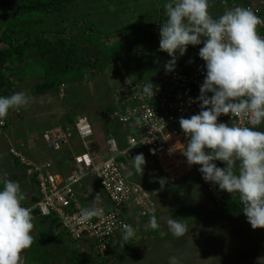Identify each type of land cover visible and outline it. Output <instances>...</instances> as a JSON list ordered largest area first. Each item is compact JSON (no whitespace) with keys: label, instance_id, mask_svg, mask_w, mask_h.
<instances>
[{"label":"rangeland","instance_id":"obj_1","mask_svg":"<svg viewBox=\"0 0 264 264\" xmlns=\"http://www.w3.org/2000/svg\"><path fill=\"white\" fill-rule=\"evenodd\" d=\"M259 1L264 3V0ZM220 2L208 0V11L214 19L221 16L222 11L235 7L231 6L234 4ZM163 3L164 0H74L66 4L61 11L59 15L61 22L57 27L52 24L51 19L38 17L42 21L41 27L46 29H67L82 22L92 24L94 38L120 31L104 42L106 47L115 44L111 51L105 52L107 56H111L110 52H113L116 59L111 57L102 69L84 75L79 81L74 79L63 81L62 86H59L62 92H57L56 95L31 93V88L42 81V78L35 75L34 65L22 67L15 72L11 77L13 87L8 96L23 92L29 97V103L19 109H10L8 115L0 120L3 123L0 127V177L7 174L6 178L18 182L20 188L21 180L25 179L23 171L14 165L7 153L8 147L16 140L23 141L27 149H30H26L24 153L32 160L43 152V156H39L40 159L47 158L53 166L62 168L59 171L55 167V171L59 173L68 171L66 166L70 162V151L62 148L59 152L48 151L46 154V149H43V145L34 137L39 136L37 132L41 128L70 125L66 119L71 118L73 122L76 118L74 114L84 115L90 122L96 120L93 125L96 137L89 146L92 148L103 146L107 137L105 128L112 127L110 115L113 110V88L133 81L152 79L165 61V52L159 50L160 38L156 39L153 33L152 26L155 24L152 26L147 24L151 21L150 18L156 19L160 9H164ZM262 6L264 10V5ZM7 14L6 10L0 11V27L9 24L3 19ZM36 17L33 16V19L36 20ZM146 27L147 32L143 30ZM135 29L136 33H132ZM157 33L159 34V30ZM74 34L86 39L85 45L90 49L99 47V42L92 47L90 36L84 33L82 35L78 29L69 32L70 36ZM31 126L34 127L32 137L34 140L32 138L28 140L18 131L24 128L30 130ZM120 130L125 132V127H121ZM255 130L264 131V123ZM71 151L72 153L80 151L79 145L74 144ZM214 163L219 168L226 167L221 161ZM128 179L132 180V175H129ZM146 180L147 177L139 175L138 182L142 183L141 187L148 195L149 204L146 211L144 212L142 208L130 210L127 224L134 228L135 235L125 241L124 232L122 233L121 240L117 239L114 248H109L103 257L108 263L127 247L126 254L119 256L116 264H169V258L173 256L178 258V264H264V229L253 230L243 213L231 220L198 218L206 215L202 212L203 207L209 208L212 203L197 180L187 179L182 183L170 185L158 171L152 181L146 183ZM0 190H3V184H0ZM236 195L238 193L226 192L225 203L230 202ZM187 208H194L200 213L197 216L192 212H186ZM152 215L156 216L159 224L156 230L148 226L149 217ZM196 216L198 219L193 220ZM169 218L178 219L186 225L187 231L182 237H174L168 230ZM38 225L39 229H42V225ZM32 232V237L41 235L37 230ZM84 241L73 242L72 248L78 249L87 258L98 260L90 245L91 242ZM22 255L23 253L21 259Z\"/></svg>","mask_w":264,"mask_h":264},{"label":"clouds","instance_id":"obj_2","mask_svg":"<svg viewBox=\"0 0 264 264\" xmlns=\"http://www.w3.org/2000/svg\"><path fill=\"white\" fill-rule=\"evenodd\" d=\"M164 8L167 19L160 25L159 34L158 29L155 30L157 24L152 29L156 39L160 38L159 50L171 57L165 64L166 71L174 70L177 52L182 56L187 46L203 43L199 57L205 62L206 76L197 98L201 110L199 114L179 120L180 128L188 138L183 155L189 165L200 166L199 171L206 182L218 185L229 194L238 193L242 212L251 228L264 229V131L255 130L264 123V38L257 33V27L264 24V19L245 6L228 9L214 19L208 11V0H171ZM143 93L149 98L154 95L150 82L144 86ZM208 93H212L211 97ZM28 103L29 97L23 92L0 97V120L10 109H19ZM221 115L246 119L251 127L234 122L232 126L218 123ZM140 125L141 117L135 116L129 126L137 128ZM34 139L40 142L39 136ZM17 141L21 140L14 142ZM74 144L75 141L72 146ZM103 147L104 142L98 149L104 155ZM131 161L133 169L128 175L142 174L143 154L136 155ZM214 161H221L226 167L219 168ZM69 164L68 171L73 168L71 161ZM6 177L7 174L0 177V184H3V190H0V264H22L21 253L33 243L32 213L35 212L21 205L25 195L19 183ZM100 196L97 194L94 200H99ZM130 206L127 208L129 216L130 210L142 208ZM99 214L100 209L96 207L84 208L79 219L87 223ZM125 220L127 223V218ZM148 226L153 230L159 228L155 215L149 217ZM167 226L177 238L187 231L186 225L178 219L169 218ZM123 230L125 241L135 235L129 224H124ZM122 233L115 236L112 247ZM169 264H178V258L170 257Z\"/></svg>","mask_w":264,"mask_h":264},{"label":"built area","instance_id":"obj_3","mask_svg":"<svg viewBox=\"0 0 264 264\" xmlns=\"http://www.w3.org/2000/svg\"><path fill=\"white\" fill-rule=\"evenodd\" d=\"M245 8L258 13L255 6L246 5ZM259 35L264 38V34ZM202 47L203 43L189 45L182 56L177 52L172 71L165 70L166 62L171 59L165 52V61L152 79L129 82L114 91L111 119L125 127V132L122 130V144L114 136L107 135L104 155L97 147L89 146L95 135L85 116L75 118L70 127L56 126L39 135L46 150L54 153L65 148L70 151L73 167L70 171L59 173L50 160L25 157L27 147L22 141L10 145L7 153L11 161L17 160L25 167L24 174L31 178L37 195L31 205L22 202L21 205L30 208L38 217L53 218L72 241H90L97 257L103 258L113 246L115 236L124 232L128 206L146 209L149 204L147 194L136 181L139 175L154 178L158 171L170 185L196 179L210 202L220 204L223 193L219 186L206 182L200 166L189 165L183 155L188 138L179 124L180 118H190L201 110L197 98L206 76L205 62L199 57ZM149 82L153 85L152 98L143 93ZM207 95L211 97L212 93ZM135 116L141 117V125L131 128L129 125ZM233 122L251 127L246 119L231 115L218 117V123L232 126ZM73 141L79 145L77 153L71 151ZM141 153L145 159L143 172L133 174L129 180L128 170L133 169L131 159ZM87 177L96 180L107 200L108 210H100L98 216L84 223L79 219L83 208L74 188Z\"/></svg>","mask_w":264,"mask_h":264},{"label":"trees","instance_id":"obj_4","mask_svg":"<svg viewBox=\"0 0 264 264\" xmlns=\"http://www.w3.org/2000/svg\"><path fill=\"white\" fill-rule=\"evenodd\" d=\"M73 1L0 0V11L6 10L8 12L3 19L9 22L7 26L0 27V97H6L11 93L13 87L11 77L25 66L34 65L35 70H33L35 71V75L42 78L41 82L31 88V93L35 95H56L57 92H62L59 86H62L63 81L67 79L79 81L84 75L91 72L96 73L102 69L111 57L116 59V55L113 52H110L111 56H107L105 52L106 50L111 51L115 47V44L111 47H106L104 42L114 34L120 33V31L94 38L92 24L89 23H76L67 29L63 28L61 30L41 27L42 21L38 17H43V19L47 20L51 19L55 27L60 25L61 19L59 15L61 11L66 4ZM219 1L226 4L236 5L240 3L239 5L242 6H255L258 8L256 15L264 19V10L260 8L263 7L264 3L260 5L261 1L259 2V0ZM168 2H171V0H164L163 4L165 5ZM35 15L38 16L36 17ZM33 16L36 17V20L33 19ZM166 19L165 8L160 9L156 19L150 18L151 21H147V24H150V26L157 24V29L159 30L160 25ZM72 29H78L79 32H82V35L83 33L87 34L92 41V47H95V43L98 42L99 47L96 46L94 49H90V47L85 45L86 39L84 40L80 35L74 34L70 36L69 32ZM143 30L147 32V27L143 28ZM132 33H136V29L132 30ZM257 33L264 34V24L257 27ZM95 49H99L100 51H95ZM121 86L113 88L112 92L118 90ZM16 111L18 113V110ZM74 116L77 118V116L84 115L74 114ZM66 121L69 122V127L73 123L71 118H67ZM95 121V119H93V122L89 121L92 129L94 128ZM110 125L112 127L105 128L107 135L114 136L120 142L119 144H122L121 136L123 132L120 130L121 125L113 119H111ZM55 126L66 127V125ZM13 163L19 166L22 171L25 169L17 160H14ZM152 179L148 177L146 183L152 181ZM222 193L223 201L220 204H211L209 208L203 207L202 212L206 213V215L198 218H203V220H208L209 218L231 220L241 216L243 205L240 202L239 194L230 202L225 203L226 192L222 191ZM186 212H192L196 215L200 213L194 208H187ZM197 216L193 220L198 219ZM48 219L55 222L53 218ZM55 224L58 226L56 222ZM39 234L41 235L33 237V243L30 248L22 252V264H116L118 257L124 256L127 252L126 247L117 257L115 256L108 263V261L99 257H97L98 260L87 258L78 249L72 248L74 241L66 235L55 234L46 227L39 229ZM118 240H121V237Z\"/></svg>","mask_w":264,"mask_h":264},{"label":"crops","instance_id":"obj_5","mask_svg":"<svg viewBox=\"0 0 264 264\" xmlns=\"http://www.w3.org/2000/svg\"><path fill=\"white\" fill-rule=\"evenodd\" d=\"M239 4L240 3H237L236 5H233V7L234 6L235 7H237V6L244 7V6L239 5ZM228 7H231V6H228ZM228 9H226V10H228ZM225 11H222V13H224ZM31 127H29L30 130L24 128L22 130L19 129L18 131H19L20 135H22V136L25 135L28 138V140H32L33 139L32 137L34 136V130H33L34 127H32V128ZM51 127H53V126H48L46 128H41L37 132V134H40L42 131H44L46 129H49ZM95 137H96V135H95ZM91 142L92 141H90V143ZM45 151H46L45 153L48 154V151L47 150H45ZM42 153L40 152L39 153L40 155H37V158H35V159H38L39 161L46 160L47 158L40 159L39 156H43V154H44V153L43 154ZM45 157H47V156H45ZM55 167L59 171L62 170V168L59 167V166H54V168ZM66 167L69 168L70 164L68 166H66ZM24 175H25L24 176L25 179L21 180V191L25 195V199L22 201V203L27 204V205H31L32 203L35 202V200L37 198L36 190H35V186H34L32 180H31V178H29L26 174H24ZM75 192L77 194V199H78V201H79V203H80V205L82 206L83 209L84 208L96 207V208H98V209H100L102 211L107 210V208H108L107 200H106L105 196L103 195V193L101 192L100 188L98 187L96 181L93 178L87 177L83 181H81L78 185L75 186ZM97 194L101 195L100 199L99 200H94V198L96 197ZM32 217H33L32 223H33V226H34L33 230H37V232H39V227L38 226H40V225H38V224H41L42 228L46 227L47 229H49L51 232H53L55 234L65 236L63 234L61 228L59 226H57L55 224V222L52 221L51 219L39 218L34 213H32ZM35 223L37 224V227H36ZM32 233L33 232H31V234ZM82 242L84 243L85 241H82Z\"/></svg>","mask_w":264,"mask_h":264}]
</instances>
